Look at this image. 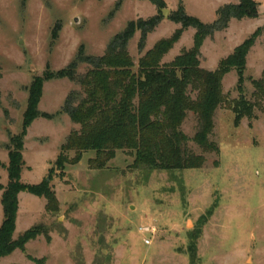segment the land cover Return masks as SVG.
<instances>
[{
  "label": "rangeland",
  "instance_id": "rangeland-1",
  "mask_svg": "<svg viewBox=\"0 0 264 264\" xmlns=\"http://www.w3.org/2000/svg\"><path fill=\"white\" fill-rule=\"evenodd\" d=\"M163 1L165 7L157 9L148 0H0V161L7 162L9 139L21 132L34 78L66 68L81 48L85 56L100 57L129 22L158 16L160 23L142 50L140 32L128 43L136 71L155 43L180 28L170 20L179 6L211 24L219 7L238 3ZM253 1L260 5L258 19L232 20L228 29L207 38L200 50L201 68L216 69L264 24V0ZM194 33L185 30L162 63L189 50ZM88 68L79 64L77 75ZM263 71L264 32L247 56L242 92L231 71L223 78V95L233 101L242 93L253 102L252 81ZM77 91L80 87L66 79L43 85L38 110L53 118H38L27 129L22 183L37 185L48 178L59 210L46 212L43 198L23 192L13 238L34 227L40 235L0 264H264V110L255 109L254 118L234 126L231 110L219 107L209 136L219 151L206 154L193 141L198 122L188 113L181 130L188 148L205 158L201 169L133 170V158L118 151L102 170L89 167L95 154L86 152L79 163L58 171L54 162L60 146L79 130L61 110ZM4 170L0 167V177ZM0 183L6 184V176ZM2 218L0 204V225Z\"/></svg>",
  "mask_w": 264,
  "mask_h": 264
},
{
  "label": "trees",
  "instance_id": "trees-1",
  "mask_svg": "<svg viewBox=\"0 0 264 264\" xmlns=\"http://www.w3.org/2000/svg\"><path fill=\"white\" fill-rule=\"evenodd\" d=\"M157 9L164 8L163 0H148ZM216 10V20L204 24L188 16L179 6L170 16L172 23L180 25L173 35L162 39L139 59L137 70L128 53L127 46L136 32H140L139 50L144 48L147 35L159 25L160 18L138 19L114 36L100 57L85 56L81 48L75 60L66 68L46 71L33 79L28 89L27 107L23 114L19 135L11 137L6 146L8 164L0 167L7 173V184H0L2 222L0 225V260L14 251H24L28 242L40 235L37 227L13 238L18 212V196L27 192L45 200V211L57 213L55 194L43 180L37 185L24 184L21 172L23 139L27 129L38 118L51 119L52 115L41 113L38 105L45 82L66 79L77 84L80 91L71 92L66 98L62 112L79 126L60 146L54 167L65 170L66 165H76L86 152H94L89 167L102 170L114 159L116 152H125L133 158L130 169L144 172L155 170L178 172L201 169L205 163L202 155L188 148V138L181 127L188 113L198 122L193 141L203 153H218V147L209 141L214 128V115L219 107L226 106L234 115V126L243 118H254V110H264V71L253 80L254 101L245 99L241 93L237 100L228 101L222 92V81L231 71L238 76L237 89L241 91L247 56L257 39L264 32V24L258 27L216 69L209 71L200 67V50L207 38L228 28L231 20L256 19L259 4L253 0H237ZM194 29L193 45L183 50L173 61L163 64V58L180 40L183 32ZM79 64L88 65L82 76L76 73ZM74 153L73 158L69 154ZM50 168L49 175L54 172ZM50 177V176H49ZM48 238V237H46Z\"/></svg>",
  "mask_w": 264,
  "mask_h": 264
},
{
  "label": "crops",
  "instance_id": "crops-1",
  "mask_svg": "<svg viewBox=\"0 0 264 264\" xmlns=\"http://www.w3.org/2000/svg\"><path fill=\"white\" fill-rule=\"evenodd\" d=\"M260 6V5H259ZM256 19H258V18H256ZM256 19H251V20H256ZM244 20V19H243ZM232 21V20H231ZM231 21H230V23H231ZM241 21V20H240ZM230 23H229V25H230ZM228 29V28H227ZM0 163H2L3 165H7L8 164V155H7V162H1L0 161ZM5 163V164H4ZM26 166V165H25ZM26 167H24V169H25ZM24 169L22 170V172H21V181H22V178H23V172H24ZM2 173L3 174H1V177H0V179L1 178H5V176H6V184H7V173H6V171L4 170V171H2ZM1 184V183H0ZM6 184H1L2 186H6ZM23 193V192H22ZM22 193H20L19 194V196H18V202H19V204H18V212H17V217H16V222H17V219H18V216H19V213H20V211H21V207H22V202H21V196H22ZM1 195H2V191H0V199H1ZM39 198V197H38ZM45 201V200H44ZM1 204V203H0ZM2 208V207H1ZM44 211H45V205H44ZM2 222V221H1Z\"/></svg>",
  "mask_w": 264,
  "mask_h": 264
},
{
  "label": "water",
  "instance_id": "water-1",
  "mask_svg": "<svg viewBox=\"0 0 264 264\" xmlns=\"http://www.w3.org/2000/svg\"><path fill=\"white\" fill-rule=\"evenodd\" d=\"M46 181L48 182V181H49V179L47 178V179H46Z\"/></svg>",
  "mask_w": 264,
  "mask_h": 264
},
{
  "label": "built area",
  "instance_id": "built-area-1",
  "mask_svg": "<svg viewBox=\"0 0 264 264\" xmlns=\"http://www.w3.org/2000/svg\"><path fill=\"white\" fill-rule=\"evenodd\" d=\"M146 243H148V241H146Z\"/></svg>",
  "mask_w": 264,
  "mask_h": 264
}]
</instances>
